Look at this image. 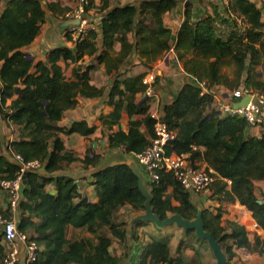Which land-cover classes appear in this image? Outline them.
Here are the masks:
<instances>
[{
    "label": "trees",
    "instance_id": "trees-1",
    "mask_svg": "<svg viewBox=\"0 0 264 264\" xmlns=\"http://www.w3.org/2000/svg\"><path fill=\"white\" fill-rule=\"evenodd\" d=\"M178 3V0H144L138 21L135 4L119 6L103 19L104 45L99 54V33L96 28H90L76 41V50L59 48L49 54L47 61L36 64L21 48L35 40L46 20L43 3L41 0H10L0 9V113L20 127V139L11 143L13 150L26 161H43L46 170V174L28 171L16 212L18 229L39 246L37 257L30 264H118L122 260L121 256L112 254L110 247L113 237L121 243L127 241L129 222L117 220L115 213L126 204L136 211H145L146 197L139 187V177L126 162L106 165L93 173L97 202L83 195L71 176L55 175L75 160H82L86 165L99 162L97 154L80 158L66 148L60 136L61 132L90 135L95 127L84 119L68 127L59 125V121L67 109L77 106L79 95L93 97L104 92L103 87L90 82L93 64L86 69L77 67L75 78L69 80L57 61L98 55V61L105 64L107 71L115 72L109 92V102L114 109L103 118L110 128L119 122L123 110L131 115L147 113L145 101L137 100V94L146 88L144 73L127 75L120 68L134 52L149 66L170 48L172 30L163 16ZM91 6L92 0L87 9ZM109 7L110 0H101L99 11L104 13ZM262 14L253 0L221 3L216 0L212 2V12L204 17H197L195 5L188 3L175 43L179 58L185 59V70L208 88L222 84L234 89L244 84L245 89L264 93V79L256 73V68L264 65ZM133 31L138 38L136 42L128 38ZM67 36L71 39L69 34ZM116 41L121 42L122 48L113 56ZM225 67L231 68V73L224 71ZM15 94L17 97L7 104V99ZM213 98V93L204 92L199 84L189 82L179 90L175 100L165 106L164 119L178 132L173 144L167 147V153L188 154L192 162L203 155L206 167L217 175L211 197L220 201L238 199L264 229V202L257 197L254 183L264 179V132L259 136L250 135L251 124L241 114H223L209 108ZM141 124V121L131 120L128 131L119 129L111 134V146H122L127 153L143 151L155 136V120L147 114L144 124L148 133L141 131ZM2 149L0 140V187L2 180L14 179L20 170V164L2 154ZM158 173V180L146 175L154 212L162 219L173 213L194 219L200 207L192 201L191 192L183 187L173 171L161 169ZM228 181H231L230 188ZM48 183L55 184L56 194L47 191ZM4 212L9 217L14 214L9 208ZM202 212L206 230L219 240L227 254V264L237 256V248L264 252V239L259 234L250 240L244 224L230 219L223 224L221 207L216 210L203 207ZM145 223L147 221L139 220L134 224ZM69 225L92 235L69 238ZM105 227L111 235L104 231ZM184 235L179 240L177 256L171 253L169 239H153L143 245L138 264L153 261L190 264L184 258L182 247L209 245L194 229H184ZM2 238L0 234V264H5ZM196 253L200 255L198 250Z\"/></svg>",
    "mask_w": 264,
    "mask_h": 264
},
{
    "label": "crops",
    "instance_id": "crops-1",
    "mask_svg": "<svg viewBox=\"0 0 264 264\" xmlns=\"http://www.w3.org/2000/svg\"><path fill=\"white\" fill-rule=\"evenodd\" d=\"M10 0H0V9L3 10ZM47 3V8L44 5L46 11V20L42 23L41 30L35 40L21 48L27 55L31 56L34 60V64L39 61H47L49 54L59 48L68 47L72 50H76V42L72 41L67 36V28L64 27V21L67 20L66 14L71 10L75 5V0H44ZM144 0H110L109 9L102 13L99 11L101 6V0H92V6L87 10V16L90 21L93 23V28H96L99 33L98 45L99 51L98 54L103 50L104 45V36L101 30L102 22L104 17L109 14L110 10H114L119 6H125L127 4L142 3ZM178 5L172 10L167 11L164 16L165 24L171 28L172 37L170 40V48L166 50L161 56L156 60L151 62V65L147 66L143 63V58L137 53L134 52L131 56L128 57L125 66L120 68V71H126L127 75H137L144 73L143 79L146 75L150 76L151 74L155 75V80L153 82V96L148 97L144 92H139L137 94V100L142 102L145 101V104L148 106L147 113H134L129 114L127 110H123L119 122L113 125L112 128L108 126L107 123H104L103 118L108 116L114 109V106L109 102V92L111 86L113 85L115 79V72L109 73L106 69L104 63L98 61V55L90 56L84 55L82 58L77 60L61 58L57 61L61 70L63 71L64 76L72 80L75 78L74 71L77 67L82 66L83 69L90 64H93L94 67L90 71V82L97 87H103L104 90L102 95L99 96H78L79 103L76 107L67 109L64 112L62 119L59 121V125L63 127L71 126L74 121L86 120L90 126L95 127V131L90 135H83L79 132L73 133H64L61 132L60 136L67 149L73 151L80 158H85L87 154L93 156V154L99 155V162L97 164L89 163L84 164L82 160H75L69 164L66 169L59 170L55 172V175L65 174L74 178L75 182L78 184V190L85 195L89 200L93 202L98 201V195L95 186L93 185V173L110 164H116L119 162H126L130 165L139 167V169L144 173L145 180L146 174L144 169L138 164L137 160L127 153L122 146H111L109 136L119 129L128 131L129 123L131 120L141 121L140 126L141 131L147 132V127L144 124V120L150 111H157L164 117L165 111L164 108L166 105L172 103L179 90L186 83H195L201 84L198 79L193 76L191 73L185 70V59L179 58L177 51L175 50V43L177 40L178 31L181 27V24L184 20V10L188 3H192L196 8V16L204 17L207 13L212 12V8L203 9L199 7L200 1L196 0H185L186 5L183 4L184 0H178ZM224 0H221L223 2ZM262 10V20L264 21V0H253ZM141 6V5H140ZM138 7L137 21L140 18V12ZM200 9V10H199ZM103 17L100 24L98 22L99 18ZM102 35V38H101ZM128 38L131 42H136L138 38L136 37L134 31L128 34ZM114 51L112 52L113 56H117L119 51L122 48L121 42L116 41L114 43ZM190 54H188L189 56ZM2 62H0L1 65ZM36 68L33 67L32 71H35ZM224 71L231 73V68L225 67ZM256 73L258 76L264 79V65H259L256 68ZM246 76V74H245ZM146 89V88H145ZM245 86L241 85L239 88L230 89L229 87L216 84L211 88H208V92L214 94V99L222 102H237L238 99H242ZM17 97V94L9 97L7 99V104H9L14 98ZM237 98V99H236ZM216 102H212L209 105V108H215ZM20 127L16 124L9 122L1 113H0V140L3 142L2 154L7 156L10 160L18 163L13 153L10 151L12 147L11 143L15 140L20 139ZM264 132L263 126L251 125L248 128V133L250 135H261ZM203 150V148H202ZM196 163L202 167L207 166V163L203 159V155L196 159ZM46 174L44 166L38 170ZM255 193L259 200L264 202V179L255 180ZM231 181H228V188H230ZM212 187V186H211ZM47 191L56 194L57 188L54 183H48L46 185ZM213 190L210 188L204 192H191L192 201L199 207H210L213 210H216L218 207L223 209V224L226 223V220H235L241 224H244L247 228L251 227V230H248V236L250 240H254L255 234H259L264 239V229L261 228L254 217L252 212L245 206L240 203L238 199L235 200H218L212 198L211 194ZM0 207L3 210L9 208V195L5 189L0 187ZM124 207H130V211L133 212V215L128 217L124 214ZM138 213L130 204L122 206L116 213L115 218L118 220V216L121 215L119 221H129V232L128 238L125 243H121L116 237H113V243L110 247L112 254L121 256V264H138L140 255L143 250V245L152 241L153 239L158 238H167L170 242L171 253L174 256H177L179 253L177 251L179 240L184 236L180 234L173 225L160 228L153 222H147L143 225H135L133 221L134 217ZM18 220V215H13ZM176 227H179L176 225ZM182 228V227H181ZM104 231L111 235L108 227L104 228ZM1 234V232H0ZM87 230L82 228H75L73 225L67 227V236L69 238H80L82 236H91ZM2 244L4 246V252L7 249V242L2 238ZM238 249V248H237ZM245 249V248H239ZM196 250H199L200 253H204L203 245L198 246L194 244L193 247H182L183 255L185 260L190 264H202L198 262V259L195 257ZM264 254V252H263ZM22 264H27L25 259V249L22 247L21 250ZM4 262V261H3ZM77 264V263H70ZM153 264V263H151ZM156 264V263H155ZM166 264V263H160Z\"/></svg>",
    "mask_w": 264,
    "mask_h": 264
},
{
    "label": "built area",
    "instance_id": "built-area-1",
    "mask_svg": "<svg viewBox=\"0 0 264 264\" xmlns=\"http://www.w3.org/2000/svg\"><path fill=\"white\" fill-rule=\"evenodd\" d=\"M76 5L67 12V19L81 18L79 24L69 25L67 34L71 36V40L76 42L82 39L93 23L87 17V8L91 5V0H75ZM225 34V29H222ZM155 75H146L143 79L146 84L144 94L148 97L153 96V82ZM200 86L204 92H208V87L204 82ZM250 95L251 99L245 107L235 109L233 102H222L213 98L215 101V109L220 113L244 114V117L251 125L264 126V93L256 90L244 89L243 96ZM239 101V100H238ZM148 114L155 120V136L151 139V143L140 152H132L131 155L137 160L138 164L144 169L145 174L151 180H158V171L163 169L173 171L180 180L183 187L190 192H204L211 188L217 175L212 168L198 166L196 162L189 159L188 154H177L175 152L167 153V147L171 146L178 136L176 129H173L165 121L164 117L157 111H150ZM196 149L197 147L194 146ZM14 157L20 164V170L14 179L2 180L1 187L5 189L9 195V209L13 215L18 210L19 200L22 197V188L24 186L23 176L26 172L40 170L44 162L39 159L26 161L24 157L10 148ZM5 210L0 207V232L4 240L7 242V249L4 256L5 264H22L21 250L25 249V259L27 264L33 262L37 257L39 249L38 244L34 240H30L26 233L18 229L17 221L14 217L5 215Z\"/></svg>",
    "mask_w": 264,
    "mask_h": 264
},
{
    "label": "water",
    "instance_id": "water-1",
    "mask_svg": "<svg viewBox=\"0 0 264 264\" xmlns=\"http://www.w3.org/2000/svg\"><path fill=\"white\" fill-rule=\"evenodd\" d=\"M42 1L45 4V7L47 8L48 7L47 3L44 0H42ZM137 5H138V7H140L141 3L139 2V3H137ZM111 11L112 10H110L109 12H111ZM87 17H89V16H87ZM102 19H103V17L99 18V20H98L99 24H100V21H102ZM80 22H81V18L67 19L66 21L63 22L64 23L63 25L65 28H67L69 25L79 24ZM101 38H102V35H101ZM27 56L29 59L33 60V58L31 56H29V55H27ZM250 99H251L250 95H245L242 97L241 100L235 102L233 104V107L235 109L245 107L247 105V103L250 101ZM229 114H232V112H230ZM241 115L244 117V114H241ZM130 166L132 167L134 172L139 177V187L146 197V202H145L146 209H145V211L138 214L137 216H135L133 221L144 220L147 222H153L154 224H156L160 228L176 224L179 227L184 228L185 230L194 229L196 235L199 238L207 240L208 245L210 246V248L213 251L214 256L216 257L217 264H227L228 257H227V254L225 253L223 247L221 246L219 240L216 239L213 236V234L211 232H209L208 230H206V228H205V221L203 218L202 208L200 207L198 209L197 216L194 219L185 218L180 213H173V214H170L165 219H162L153 210V206H152V198L153 197H152V194H151L149 188L147 187V184L145 183L144 173L139 169V167L134 166V165H130ZM27 173L28 172H26L23 176L24 185L27 184ZM155 263L156 262L153 261V264H155ZM118 264H121V263L119 262Z\"/></svg>",
    "mask_w": 264,
    "mask_h": 264
},
{
    "label": "rangeland",
    "instance_id": "rangeland-1",
    "mask_svg": "<svg viewBox=\"0 0 264 264\" xmlns=\"http://www.w3.org/2000/svg\"><path fill=\"white\" fill-rule=\"evenodd\" d=\"M194 1H196V0H194ZM215 1L216 0H203V1L198 2L199 3L198 5H199V7L203 8V9L204 8L208 9V8H212V2L214 3ZM218 1L221 3V0H218ZM186 3L187 2L184 0L183 4L186 5ZM145 183H146V180H145ZM124 209H125L124 214L128 215V217L130 219V217L133 215V212L130 211V207H126V208L124 207ZM137 212L142 213L144 211H137ZM117 218H118V220H120L122 217H121V215H119ZM128 222L130 223V220ZM173 228H174V230L176 228L177 231L180 232L181 236H182V234H184V228L176 227V225ZM248 228H249L248 230H251L250 226ZM158 239H160V238H158ZM198 246H200V244H198ZM238 249H236L237 256L232 261H230L228 264H241V263H243V264H264V254L263 253L260 254L258 252H250L247 248L240 249V250H238ZM203 250H204L203 254L200 253V255H199V253L198 254L195 253V257L198 259V261L202 264H217L216 257L214 256L213 251L210 248V246H207L206 244H204ZM193 264H194V262H193Z\"/></svg>",
    "mask_w": 264,
    "mask_h": 264
}]
</instances>
